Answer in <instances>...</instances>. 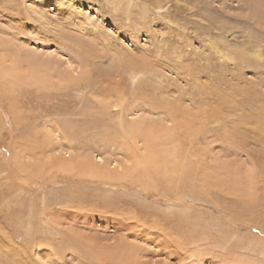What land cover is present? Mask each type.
<instances>
[{
  "label": "rangeland",
  "instance_id": "rangeland-1",
  "mask_svg": "<svg viewBox=\"0 0 264 264\" xmlns=\"http://www.w3.org/2000/svg\"><path fill=\"white\" fill-rule=\"evenodd\" d=\"M0 52V264H264V0H0Z\"/></svg>",
  "mask_w": 264,
  "mask_h": 264
},
{
  "label": "bare ground",
  "instance_id": "bare-ground-1",
  "mask_svg": "<svg viewBox=\"0 0 264 264\" xmlns=\"http://www.w3.org/2000/svg\"><path fill=\"white\" fill-rule=\"evenodd\" d=\"M6 46V45H5ZM5 48V47H4ZM89 52V51H88ZM1 53V52H0ZM91 53V52H90ZM3 54V53H2ZM0 56H1V54H0ZM10 56H12V55H10ZM132 59V58H131ZM35 63H32V62H29L26 66L27 67H25V69H26V71L24 70L23 72H21V73H24L25 74V76H22L20 73H19V68H20V66H19V62H14V64H12L11 66H7V65H4V61H0V77H1V72H3V74H5V75H9V74H11V73H16L15 72V70H17V72H18V74L16 73V75L18 76L17 78L18 79H20L19 81H22L21 83H25L26 84V81L28 80V79H34L35 81H39L38 79H42V77H44V75L45 76H48V70L46 71V70H43V69H41L42 68V65H40V64H37L36 66L34 65ZM128 64H132V66H136L137 68L138 67H143L144 66V62H140L139 60H134L133 62H132V60L130 61V60H128ZM22 69V68H21ZM20 69V70H21ZM28 71V75L26 76V72ZM41 71V72H40ZM39 72H40V74H39ZM42 73V74H41ZM4 76V75H3ZM50 78V77H49ZM135 78V75H133L132 76V80ZM35 81H32V82H35ZM77 81H79V79L77 80ZM1 82V81H0ZM118 82V81H117ZM51 85H52V83H51ZM50 85V86H51ZM119 102V101H118ZM120 104V103H119ZM114 105V104H113ZM12 106V105H11ZM120 106V105H119ZM117 108V107H116ZM125 108V107H124ZM115 110V109H114ZM118 110H119V108H118ZM12 112V111H11ZM119 112V111H118ZM118 112H116V113H118ZM184 119V118H183ZM118 123H119V126H121V120H118L117 121ZM132 125H129L128 126V130L129 131H132V130H134L135 128L136 129H138V127H139V125L140 124H137V122L136 123H131ZM122 127V126H121ZM157 130V129H156ZM45 132H47V131H45ZM49 132V131H48ZM150 135V134H149ZM163 135V134H162ZM36 136V135H35ZM125 137H126V135H124ZM151 136H152V134H151ZM154 136V135H153ZM152 136V137H153ZM146 137H148V136H146ZM155 137V136H154ZM156 138V137H155ZM150 141V139H148V142ZM21 142V141H20ZM121 146V145H120ZM128 148V147H127ZM154 148V147H153ZM129 149V148H128ZM135 149V148H134ZM137 149V148H136ZM16 156H18V155H16ZM19 158V157H18ZM24 158V157H23ZM56 158V157H55ZM11 159H12V157H11ZM121 159V158H120ZM184 159V158H183ZM10 160V159H9ZM12 161V160H11ZM176 161V160H175ZM15 162V161H14ZM76 164V163H75ZM173 164H175V163H173ZM261 165L263 166V164L261 163ZM144 166H146V165H144ZM261 167V166H260ZM142 168H144V167H142ZM173 168V167H172ZM258 169H259V167H258ZM258 169H257V172H258ZM264 169V168H263ZM133 170V169H132ZM144 170V169H143ZM18 171V170H17ZM264 171V170H263ZM158 173V172H157ZM103 174H105V172L103 173ZM259 174H261V173H259ZM102 175V174H101ZM127 175V174H126ZM229 175V174H228ZM124 177V176H123ZM14 178V177H13ZM24 179V178H23ZM110 179H111V177H110ZM184 179V178H183ZM182 178H181V187H184V188H186V187H200V188H202L200 185H202V184H204V183H206V181H207V179H208V177H206V175H204L203 176V178H199L197 181H195L194 180V178H193V180H191V179H188V180H186V179H184L183 180ZM244 179V178H243ZM111 180H114L113 178L111 179ZM18 181V180H17ZM232 178H228V180H227V182L229 183V184H231V185H229V186H234V183L232 184ZM249 183V182H248ZM160 184V183H159ZM241 184V183H240ZM247 185V184H246ZM249 185V184H248ZM250 186H251V184H250ZM248 187V186H247ZM246 187V188H247ZM183 191V190H182ZM228 191H229V189H228ZM250 191V190H249ZM234 192V191H233ZM237 192V191H236ZM251 192V191H250ZM185 193V192H184ZM183 193V194H184ZM187 193V192H186ZM242 194V193H241ZM248 194H249V192H248ZM178 195V194H177ZM246 195V194H245ZM240 196V195H239ZM253 200V199H252ZM234 202H236V201H234ZM241 210V209H240ZM262 217H263V219H264V214L262 215ZM264 223V222H263ZM136 233V232H135ZM136 235V234H135ZM174 237V236H173ZM170 239V238H169ZM175 239V238H174ZM78 240V239H77ZM82 245V244H81ZM80 245V246H81ZM124 245V244H123ZM8 250H10V248H8ZM7 250V251H8ZM7 251L4 253V254H6L7 253ZM13 251V250H12ZM11 252V251H10ZM9 253V252H8ZM12 254V253H11ZM10 253H9V255H11ZM133 256V255H132ZM11 257V256H10ZM13 257V256H12ZM138 259V258H137ZM141 259V258H140ZM17 261V260H16ZM129 261V260H128ZM7 262H8V260H7ZM15 262V261H14ZM151 262V261H150ZM13 263V262H12ZM12 263H10V264H12ZM16 263H18V262H16ZM15 263V264H16ZM14 264V263H13ZM122 264V263H121Z\"/></svg>",
  "mask_w": 264,
  "mask_h": 264
}]
</instances>
